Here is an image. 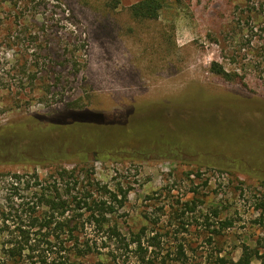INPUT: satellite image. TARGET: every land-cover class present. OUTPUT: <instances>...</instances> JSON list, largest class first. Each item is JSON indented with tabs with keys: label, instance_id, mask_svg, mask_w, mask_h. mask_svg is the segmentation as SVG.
<instances>
[{
	"label": "rangeland",
	"instance_id": "rangeland-1",
	"mask_svg": "<svg viewBox=\"0 0 264 264\" xmlns=\"http://www.w3.org/2000/svg\"><path fill=\"white\" fill-rule=\"evenodd\" d=\"M139 1L0 0V127L92 112L103 121L125 118L123 128L104 133L119 135L120 146H129L123 151L151 154L0 164V206L14 214L28 190L11 187V174L64 183L76 170L125 192L113 223L124 234L145 228L159 264H175L179 244L189 264H233L244 248L260 264L264 136L259 131V159L251 138L240 142L253 125L238 117L264 107V0H161L153 20L131 14ZM74 62L84 67L79 73ZM212 63L226 75L211 72ZM217 110L231 122L220 123ZM173 137L185 142L153 145ZM225 220L231 226L209 242L208 232Z\"/></svg>",
	"mask_w": 264,
	"mask_h": 264
},
{
	"label": "trees",
	"instance_id": "trees-1",
	"mask_svg": "<svg viewBox=\"0 0 264 264\" xmlns=\"http://www.w3.org/2000/svg\"><path fill=\"white\" fill-rule=\"evenodd\" d=\"M161 9V0H141L130 10L135 18L153 20L158 18ZM71 68L79 73L84 67L74 62ZM210 69L216 75H226L217 63H212ZM259 110L260 114L249 110L245 114L240 112L241 117H238L252 123V131L240 142L247 144V139L251 138V147L256 152L261 144L259 131L264 136V107ZM216 113L220 123L228 118L231 122V117L219 110ZM125 122V118L119 123L103 121L102 114L92 112H70L51 118L37 116L27 123L0 127V164L44 166L75 162V165H84L92 160L104 163L150 157L151 154L146 152L121 150L129 146H120V136L104 133L123 128ZM104 140L118 145L102 147ZM182 141L185 139L173 137L168 143L153 145ZM258 157L261 159V152ZM243 168L240 170L257 175L255 169ZM75 171L69 173L70 178L64 183L63 178H54L53 175L42 180L32 176L24 180L26 176L19 174L9 176L11 187L25 184L28 190L24 189L25 192L19 195L21 202L14 214L0 206V264H159L149 250L150 245L145 243V228L124 234L113 223L114 216L127 201L125 192L121 188L110 190L86 173L80 176ZM218 225V230L208 232L211 235L209 242L213 235H219L220 229H228L231 223L225 220ZM155 239L153 236L150 241ZM257 243L260 248L257 257L259 263L264 264V241L260 239ZM174 254L172 260L175 264H189L184 246L179 244ZM251 254L248 248H244L233 264H252ZM219 263L225 261L220 259Z\"/></svg>",
	"mask_w": 264,
	"mask_h": 264
}]
</instances>
